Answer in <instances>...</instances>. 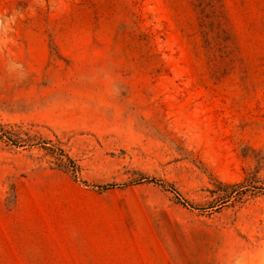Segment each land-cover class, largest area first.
<instances>
[{
	"label": "rangeland",
	"instance_id": "374dc122",
	"mask_svg": "<svg viewBox=\"0 0 264 264\" xmlns=\"http://www.w3.org/2000/svg\"><path fill=\"white\" fill-rule=\"evenodd\" d=\"M0 264H264V0H0Z\"/></svg>",
	"mask_w": 264,
	"mask_h": 264
},
{
	"label": "trees",
	"instance_id": "16d2710c",
	"mask_svg": "<svg viewBox=\"0 0 264 264\" xmlns=\"http://www.w3.org/2000/svg\"><path fill=\"white\" fill-rule=\"evenodd\" d=\"M231 187H233V185Z\"/></svg>",
	"mask_w": 264,
	"mask_h": 264
}]
</instances>
